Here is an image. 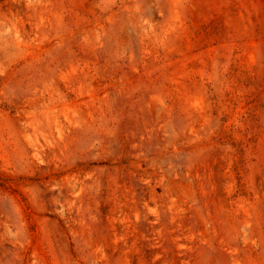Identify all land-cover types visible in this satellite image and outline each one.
Returning <instances> with one entry per match:
<instances>
[{
  "label": "rangeland",
  "instance_id": "1",
  "mask_svg": "<svg viewBox=\"0 0 264 264\" xmlns=\"http://www.w3.org/2000/svg\"><path fill=\"white\" fill-rule=\"evenodd\" d=\"M0 264H264V0H0Z\"/></svg>",
  "mask_w": 264,
  "mask_h": 264
}]
</instances>
